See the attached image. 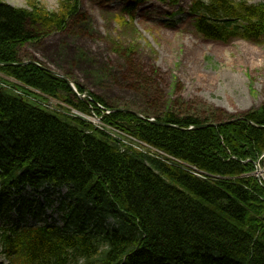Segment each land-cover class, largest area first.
<instances>
[{"label":"trees","instance_id":"16d2710c","mask_svg":"<svg viewBox=\"0 0 264 264\" xmlns=\"http://www.w3.org/2000/svg\"><path fill=\"white\" fill-rule=\"evenodd\" d=\"M125 1L123 13L132 21L144 3L175 7L181 0ZM80 3L62 0L57 12H49L36 2L24 9L0 0V73L87 112L89 106L50 72L32 64L4 65L24 62V46L63 31ZM189 14L195 31L209 41L257 43L264 38V3L191 0ZM75 86L79 93L86 91ZM219 113L167 109L153 117L175 127L122 112L112 113L107 122L210 174L241 177L253 171L264 152V98L257 109L240 116L247 120L193 129L233 119H219ZM50 185L69 186L74 198L65 227L3 229L0 248L9 264H264V189L253 179L200 181L141 154L122 152L85 122L62 118L0 89V205L6 206L7 194ZM74 216L77 227L68 230ZM109 219L117 227L106 223Z\"/></svg>","mask_w":264,"mask_h":264},{"label":"rangeland","instance_id":"374dc122","mask_svg":"<svg viewBox=\"0 0 264 264\" xmlns=\"http://www.w3.org/2000/svg\"><path fill=\"white\" fill-rule=\"evenodd\" d=\"M3 1L24 9L36 2L49 12H57L62 2ZM190 2L181 0L171 7L149 1L130 21L123 13L125 0H81L78 14L63 31L27 44L20 57L66 77L111 107L150 118L167 109L184 114L224 112L217 114L219 119L257 109L264 98V38L257 43L206 40L194 29ZM69 191V186H45L38 192L27 188L21 194H7L6 206L0 205V233L11 226L65 227V215L74 205ZM83 211L81 216H89ZM77 221L74 216L68 230L75 229ZM106 223L112 225L111 220ZM0 264H9L1 248Z\"/></svg>","mask_w":264,"mask_h":264},{"label":"built area","instance_id":"2783aa9c","mask_svg":"<svg viewBox=\"0 0 264 264\" xmlns=\"http://www.w3.org/2000/svg\"><path fill=\"white\" fill-rule=\"evenodd\" d=\"M16 82L9 80V81H2L0 80V87L9 90L13 92L15 95L20 96L25 98L26 100L32 102L33 104L40 106L46 110H49L54 113H58L67 117H72V118H80L90 124H92L95 128L106 132L109 134L112 138L116 139L125 147L132 148L138 152H141L143 154L149 155L151 157L157 158L164 163L170 165V166H175L178 167L202 180H211L215 181L218 179H221L220 177L216 176H211L207 173H204L197 168L187 165L177 159H174L165 153L158 151L156 149H153L149 147L148 145L137 141L133 139L132 137L126 135L122 131H119L118 129H115L111 127L110 125L105 124L102 121V118L110 113L109 110L100 109L101 115L98 116L95 112H91V114H84L74 108H71L63 103H59L54 99L48 98V97H41L37 95H41L38 91L32 90V92L35 94H28L25 93L24 91L16 88L13 86ZM264 154L260 157L263 158ZM254 177H256L260 182L264 183V169L261 168L259 164H256V168L254 173L252 174Z\"/></svg>","mask_w":264,"mask_h":264},{"label":"water","instance_id":"95a60500","mask_svg":"<svg viewBox=\"0 0 264 264\" xmlns=\"http://www.w3.org/2000/svg\"><path fill=\"white\" fill-rule=\"evenodd\" d=\"M29 64H32V65H36L37 67H39L40 69H43V70H46L48 72H50L51 74L57 76L58 78L62 79L64 81V83L70 88V90L82 101L84 102H88V101H92V96L90 93L88 92H84L82 94H79L77 93L76 89L74 88V85L69 81V79H67L66 77L64 76H60V75H57L55 74L54 72L40 66L39 64H37L36 62H33V61H27V62H22V63H13V64H4L5 66H24V65H29ZM114 112H122V113H128V114H133L135 115L136 117H138L139 119H142V120H146L152 124H155V125H158V126H162V127H175V126H172V125H169V124H166V123H162V122H159V121H155V120H152V119H145L143 116L139 115V114H136V113H133L129 110H126V109H115ZM242 120H247L246 118H240ZM231 122H234V120H231V121H225L223 123H207V124H202V125H198V126H195L193 127V129H203V128H207V127H219V126H222V125H225V124H229ZM251 123V122H249ZM252 124V123H251ZM253 125V124H252Z\"/></svg>","mask_w":264,"mask_h":264}]
</instances>
